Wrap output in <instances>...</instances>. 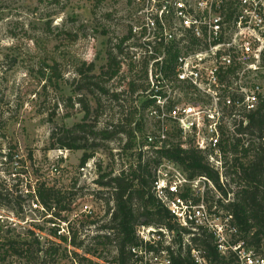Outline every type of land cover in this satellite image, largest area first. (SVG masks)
I'll return each instance as SVG.
<instances>
[{
    "label": "rangeland",
    "instance_id": "374dc122",
    "mask_svg": "<svg viewBox=\"0 0 264 264\" xmlns=\"http://www.w3.org/2000/svg\"><path fill=\"white\" fill-rule=\"evenodd\" d=\"M129 2L0 0V243L8 239L32 242L34 238L46 245L54 243L56 256L45 257L39 264L117 263L115 246L103 247L94 240L105 233L99 230L110 220L106 211L113 206L110 194L95 181L101 174L117 175L135 163L137 146L124 151V136H120L123 141L89 139V146L100 147L92 149L94 157L82 171L84 151L50 149V137L54 130L84 122L78 98L85 93L75 91L77 71L92 63L98 76L109 53L122 61L118 46L127 33L125 18L132 10ZM53 64L60 77L49 82L48 66ZM128 79L129 73L121 65L119 75L104 85L111 94H121L119 100L95 91L101 108L91 99V123L96 120L98 128L109 124L111 129L127 118L136 101H144L128 93ZM171 143L179 144L176 140ZM227 158L230 162L232 157ZM228 182V187L234 188ZM41 184L73 194L66 195L74 199L70 211L61 212L59 219L47 215L30 195ZM207 200L214 204L217 197L209 194ZM55 231L68 242L55 238ZM71 238L83 242L82 249L72 247ZM2 258L0 254V264H33L25 258ZM147 260L148 264L152 261Z\"/></svg>",
    "mask_w": 264,
    "mask_h": 264
},
{
    "label": "built area",
    "instance_id": "2783aa9c",
    "mask_svg": "<svg viewBox=\"0 0 264 264\" xmlns=\"http://www.w3.org/2000/svg\"><path fill=\"white\" fill-rule=\"evenodd\" d=\"M122 61L131 80L142 77L135 94L136 151L170 148L176 140L206 157L226 189L230 142L246 115L264 97V0H130ZM130 93V92H128ZM85 170L84 167L82 171ZM154 197L169 210L180 229L183 254L196 264H210L194 245L200 230L213 236L219 255L229 264H264V255L248 247L233 217L207 196L225 200L212 181L189 179L173 162L154 170ZM231 195H229V198ZM140 245L131 248L134 264H172L178 250L176 232L138 226ZM152 248V249H150Z\"/></svg>",
    "mask_w": 264,
    "mask_h": 264
},
{
    "label": "trees",
    "instance_id": "16d2710c",
    "mask_svg": "<svg viewBox=\"0 0 264 264\" xmlns=\"http://www.w3.org/2000/svg\"><path fill=\"white\" fill-rule=\"evenodd\" d=\"M121 45L122 40L118 46L122 54ZM48 68L51 73L49 82L60 77L56 64L49 65ZM95 70V65L91 63L84 64L83 68L77 71L79 80L75 91L85 93L80 94L78 98V104L84 112V122L71 128L63 127L59 132L54 130L50 137V149L84 151L80 162L81 168L93 159L94 150L92 149L100 147L95 144L89 146V139L108 142L124 136L127 142L123 150L129 151L136 146L135 129L139 133L144 131L141 119L137 122L135 129L132 126L137 117L134 109L127 118L118 121L111 129L109 124L98 128L96 120H93V124L90 122L94 114L91 99L96 102L98 108H101V99L94 97L95 91L103 97H112L114 100H119L122 96L111 94L104 86L120 73L121 62L118 56L109 53L107 63L100 69L98 76L94 74ZM141 80L142 77L137 75L131 78L128 84L130 94L133 95L144 88V85L139 83ZM246 119V125H240L237 136L231 139L229 147L232 158L230 162H227L225 177L227 181L230 180L234 188L228 187L229 182L226 184V189L222 187L218 173L211 167L202 152L193 146L183 148L180 144L145 154L136 152L137 161L131 163L126 169L122 168L117 175H113L112 172L101 174L95 182L110 194L113 206H108L106 211V216H110V220L99 230L105 233L94 237V240L98 241L97 245L103 247L114 245L117 252L116 264H134L131 248L140 245L136 236L137 227L141 225L165 227L179 234L175 240L178 250L171 253L172 264H196L188 252L183 254L180 237L183 230L175 223L169 210L153 194L154 170L163 160H167L178 165L189 179L205 177L212 181L221 196L225 200L229 199L227 204L217 199L218 207L233 217V224L244 243L257 253L264 255V97L258 109L247 114ZM120 139L123 141L122 138ZM34 192V194L30 192V195H34L44 212L52 218L59 219L60 213L69 212L74 203L73 198L66 197L68 194L70 197L73 196L70 192L62 194L60 190L44 184H41ZM229 195H231L230 198ZM1 202L0 206L3 205ZM49 222L55 225L53 219ZM53 235L55 238L59 237L62 242H68V238L57 236L56 231ZM193 243L206 252V258L210 264H229L233 261L232 258L227 260L219 255L213 236L204 230L199 231ZM69 244L77 249H82L84 246L83 242L77 243L75 238H71ZM57 252L58 249L54 243L46 245L38 238H34L32 242L8 239L0 243L3 261L12 256L25 258L29 263L39 264L41 259L55 257ZM86 253L92 254L89 249H86Z\"/></svg>",
    "mask_w": 264,
    "mask_h": 264
}]
</instances>
